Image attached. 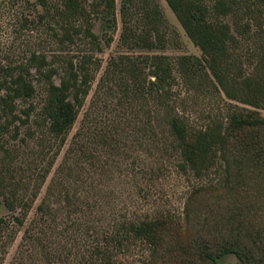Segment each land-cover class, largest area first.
Listing matches in <instances>:
<instances>
[{"label": "rangeland", "instance_id": "1", "mask_svg": "<svg viewBox=\"0 0 264 264\" xmlns=\"http://www.w3.org/2000/svg\"><path fill=\"white\" fill-rule=\"evenodd\" d=\"M216 1L207 3L213 20ZM225 1L231 10L219 19L230 24L239 41L234 59L244 73H253L264 54V0ZM97 2H85L86 14L76 18L69 0H0V81L28 68L37 89L32 100H17L18 118L0 107V126L9 122L0 141V194L17 197L8 206L0 195V264H154L153 246L133 228L172 218L183 241H189L187 200L200 187L224 182L223 165L200 174L182 167L169 121L177 116L189 129L205 130L246 106L215 86L203 52L166 0H131L123 12V0H115L110 31L101 27ZM153 5L160 22L143 17ZM89 23L97 46L83 33L66 34L67 25L83 30ZM125 24L131 31L125 33ZM85 56L93 59L90 91L60 141L47 132L48 89L45 80L38 81L34 61L43 57L46 68L62 69ZM156 56L174 65L175 81L161 91H154L156 78L150 74ZM181 57H196L202 66L186 75ZM137 80L143 88L134 84ZM54 81L59 84L60 76ZM5 94L0 89V96ZM31 105L34 111L23 123ZM259 112L264 117V110ZM237 263L234 254L220 261Z\"/></svg>", "mask_w": 264, "mask_h": 264}, {"label": "trees", "instance_id": "2", "mask_svg": "<svg viewBox=\"0 0 264 264\" xmlns=\"http://www.w3.org/2000/svg\"><path fill=\"white\" fill-rule=\"evenodd\" d=\"M69 1L71 14L83 18L86 14L84 5L88 0ZM97 1L101 27L110 31L112 22H115V0ZM166 1L188 37L203 52L215 86L229 100L246 108L238 106L240 109L233 110L226 121H215L205 130H191L177 116L169 121L182 151L184 169L200 174L215 165H223L226 173L223 184L200 187L187 200L184 214L189 241H183L178 223L172 218L162 217L136 225L133 229L139 238L153 246L158 259L154 264H220L229 254L237 257V264H264V117L259 112L264 110V54L253 73L243 72L234 59L239 41L230 24L219 19V15L231 10L227 1H216L215 20L211 19L208 0ZM130 4L131 0H123L122 12ZM143 17L160 22L158 6L145 8ZM67 26L64 27L66 34L74 30L76 35L83 33L87 40L90 38V43L99 44L91 23L83 30L82 25ZM127 31L131 28L125 24V33ZM38 58L41 59L38 64L34 61L40 75L38 81L45 80L48 89V102L44 108L47 132L63 141L89 94L92 74L88 65L93 59L85 56L80 63L70 61L66 67L58 69L55 66L46 68L45 59ZM153 59L150 74L156 80L152 87L156 88L154 91H161L175 81L174 65L165 56ZM202 63L196 57L179 59V66L186 75H195L194 69L201 67ZM20 71L15 70L16 77L11 81H0V89L6 91L4 96H0V107L5 114L8 112L15 116L13 118H18L15 114L17 100H32L37 92L34 75L31 76L28 68H23L25 73L21 68ZM55 76H60L59 84L55 83ZM137 82L134 84L143 88L141 80ZM33 111L31 105L25 111L27 118L23 123L29 121ZM7 123L0 126V141L1 134L8 128ZM3 196L8 206L17 200L15 194ZM3 224L4 219L0 217V228ZM102 264L114 263L107 261Z\"/></svg>", "mask_w": 264, "mask_h": 264}]
</instances>
